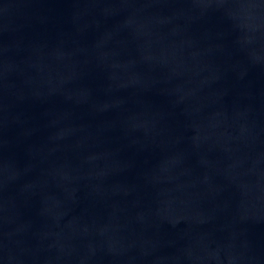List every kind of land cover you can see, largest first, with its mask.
<instances>
[{
  "label": "water",
  "instance_id": "water-1",
  "mask_svg": "<svg viewBox=\"0 0 264 264\" xmlns=\"http://www.w3.org/2000/svg\"><path fill=\"white\" fill-rule=\"evenodd\" d=\"M0 264H264V0H0Z\"/></svg>",
  "mask_w": 264,
  "mask_h": 264
}]
</instances>
